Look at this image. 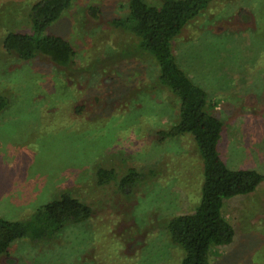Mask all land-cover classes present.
I'll list each match as a JSON object with an SVG mask.
<instances>
[{
	"label": "rangeland",
	"instance_id": "obj_1",
	"mask_svg": "<svg viewBox=\"0 0 264 264\" xmlns=\"http://www.w3.org/2000/svg\"><path fill=\"white\" fill-rule=\"evenodd\" d=\"M38 1L0 0V96L8 99L0 113V218L26 221L62 193L93 213L52 238L13 242L0 264H181L166 227L199 205L203 163L191 136L158 135L178 119L179 100L159 84L154 61L133 51L136 38L110 25L126 14V0H75L48 27L75 52L65 68L21 62L2 48L8 32L30 30ZM173 52L223 123L222 161L264 177V0L212 3ZM99 168L116 180L99 186ZM131 170L139 177L121 189ZM222 215L234 239L210 249V264H264V180L227 199Z\"/></svg>",
	"mask_w": 264,
	"mask_h": 264
},
{
	"label": "trees",
	"instance_id": "obj_2",
	"mask_svg": "<svg viewBox=\"0 0 264 264\" xmlns=\"http://www.w3.org/2000/svg\"><path fill=\"white\" fill-rule=\"evenodd\" d=\"M73 1L39 0L33 4L27 16L30 30L8 32L2 40L5 53L21 62L42 58L57 68L71 65L75 59L73 48L61 37L47 35L46 31ZM216 1L160 0V4L153 6L144 0H126V14L110 22L113 28L136 38L133 51L154 61L159 70V84L179 100L178 119L158 135L161 139L191 136L203 163L199 205L192 214L172 218L166 227L172 243L183 253L181 264H210L211 248L225 247L233 242V228L222 215L224 202L254 192L264 180L254 170L230 169L222 161L218 144L223 123L208 112L207 93L180 68L173 52V43L183 30ZM93 15L96 16L95 12ZM7 105L8 99L0 96V113ZM96 177L99 186L116 180L115 172L105 168H99ZM137 177L136 171H129L122 178L120 188L133 185ZM92 213L89 205L62 193L37 209L26 221L0 218V256L7 254L17 240L52 238L69 225L86 222Z\"/></svg>",
	"mask_w": 264,
	"mask_h": 264
}]
</instances>
